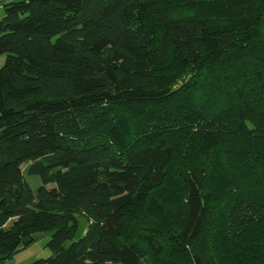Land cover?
Returning a JSON list of instances; mask_svg holds the SVG:
<instances>
[{
    "label": "trees",
    "instance_id": "16d2710c",
    "mask_svg": "<svg viewBox=\"0 0 264 264\" xmlns=\"http://www.w3.org/2000/svg\"><path fill=\"white\" fill-rule=\"evenodd\" d=\"M0 8V264H264V0Z\"/></svg>",
    "mask_w": 264,
    "mask_h": 264
},
{
    "label": "rangeland",
    "instance_id": "374dc122",
    "mask_svg": "<svg viewBox=\"0 0 264 264\" xmlns=\"http://www.w3.org/2000/svg\"><path fill=\"white\" fill-rule=\"evenodd\" d=\"M5 1V0H3ZM4 60V55H0V66ZM25 164L21 165V169H25ZM28 185L32 190H34L39 184L40 180L37 175H27L25 174ZM51 186V185H49ZM49 232H44L38 237L32 244H30L25 249L21 250L19 253L14 255L12 258L6 260L3 264H29L31 260L35 258H46L50 255L47 248L43 246L46 238H48Z\"/></svg>",
    "mask_w": 264,
    "mask_h": 264
},
{
    "label": "crops",
    "instance_id": "0c3cea01",
    "mask_svg": "<svg viewBox=\"0 0 264 264\" xmlns=\"http://www.w3.org/2000/svg\"><path fill=\"white\" fill-rule=\"evenodd\" d=\"M0 14H1V8H0Z\"/></svg>",
    "mask_w": 264,
    "mask_h": 264
}]
</instances>
